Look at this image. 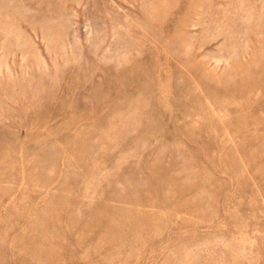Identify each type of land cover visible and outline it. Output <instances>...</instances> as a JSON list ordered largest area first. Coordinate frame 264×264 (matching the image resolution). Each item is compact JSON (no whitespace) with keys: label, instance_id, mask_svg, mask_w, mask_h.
<instances>
[{"label":"rangeland","instance_id":"rangeland-1","mask_svg":"<svg viewBox=\"0 0 264 264\" xmlns=\"http://www.w3.org/2000/svg\"><path fill=\"white\" fill-rule=\"evenodd\" d=\"M0 264H264V0H0Z\"/></svg>","mask_w":264,"mask_h":264}]
</instances>
